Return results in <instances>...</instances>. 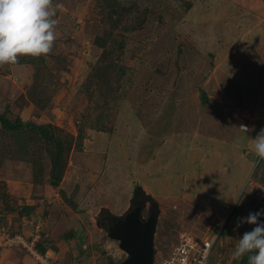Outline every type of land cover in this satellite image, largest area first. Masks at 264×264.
I'll list each match as a JSON object with an SVG mask.
<instances>
[{"label":"rangeland","instance_id":"obj_1","mask_svg":"<svg viewBox=\"0 0 264 264\" xmlns=\"http://www.w3.org/2000/svg\"><path fill=\"white\" fill-rule=\"evenodd\" d=\"M54 3L50 54L0 66V113L72 137V146L55 187L44 151L24 158L0 147V226L55 246L59 264H110L117 243L95 217L123 213L140 186L160 210L156 263L180 233L200 240L229 212L225 203L234 207L209 264H240L232 253L255 225L237 220L264 209V159L246 155L264 128V0ZM0 242L6 255L18 251ZM23 255L12 263L39 264Z\"/></svg>","mask_w":264,"mask_h":264},{"label":"clouds","instance_id":"obj_2","mask_svg":"<svg viewBox=\"0 0 264 264\" xmlns=\"http://www.w3.org/2000/svg\"><path fill=\"white\" fill-rule=\"evenodd\" d=\"M59 7L60 5L55 4L54 0H0V66L15 64L19 57L25 55L40 57L50 54L56 40L57 20L54 17ZM239 128L248 136L250 130L248 126L240 125ZM250 139V151L253 156L264 159V128ZM242 192L233 199L234 204L241 203ZM228 205L227 209L231 212L234 206ZM262 215L264 209L249 212L246 217L238 218L236 228L245 223L255 226L240 236L232 253V259L240 260L246 254H250L248 264H264V221L259 219ZM30 236L26 237L30 238ZM17 248L25 250L21 247ZM114 248L121 250L118 245ZM46 251L49 252L48 249ZM115 258L116 260L111 262L121 261L125 257Z\"/></svg>","mask_w":264,"mask_h":264},{"label":"trees","instance_id":"obj_3","mask_svg":"<svg viewBox=\"0 0 264 264\" xmlns=\"http://www.w3.org/2000/svg\"><path fill=\"white\" fill-rule=\"evenodd\" d=\"M111 3H107L109 5ZM112 5V4H111ZM109 9V14L112 19H116L117 12L115 10H110V6H107ZM95 44L102 46L103 42L98 39H95ZM121 46V44H120ZM29 56H21L18 59V62L13 65H21L27 64L31 62L28 58ZM109 78L107 79L109 85L107 94H110L112 90L111 82L114 81V75L119 76V74L115 71V66L113 67V71L109 74ZM103 79V78H102ZM117 81V79H116ZM51 126V125H50ZM54 130V129H52ZM50 128L45 127L43 124H36L32 121L22 120L20 117L15 119L8 118L5 113H0V147L8 152L14 151V147L16 146L17 152L22 151L25 153V157H29L27 155L34 154L36 152H45V154L49 157V182L55 187L58 185L61 177L63 175L67 159L68 153L72 146V137L69 140L65 141L63 138H60L56 131H52ZM78 148V146H76ZM28 163L31 161L26 160ZM35 165H39L38 163H33ZM41 164V163H40ZM43 165V164H42ZM258 210H262L260 206H256L255 212ZM232 212V210H231ZM230 212V213H231ZM261 221H264V215L259 217ZM72 231V230H71ZM67 231L64 237L74 236V231ZM225 232V227L222 229L221 236ZM221 238V237H220ZM36 249L44 253L48 248L41 244V242L35 241ZM55 247V246H54ZM1 251V248H0ZM248 255L246 254L242 259L240 264H248ZM58 262V261H57ZM59 264V263H58Z\"/></svg>","mask_w":264,"mask_h":264},{"label":"water","instance_id":"obj_4","mask_svg":"<svg viewBox=\"0 0 264 264\" xmlns=\"http://www.w3.org/2000/svg\"><path fill=\"white\" fill-rule=\"evenodd\" d=\"M202 96H205L204 92ZM246 155L249 159L254 158L251 151H246ZM136 188L141 187L136 186ZM146 199H152V197L141 190L132 197L129 207L122 215H113L117 221L113 227L106 229L105 234L117 242L126 256L123 260L110 264H154V237L160 210L158 204L153 202L143 216ZM222 204L226 208L229 207L228 204Z\"/></svg>","mask_w":264,"mask_h":264},{"label":"built area","instance_id":"obj_5","mask_svg":"<svg viewBox=\"0 0 264 264\" xmlns=\"http://www.w3.org/2000/svg\"><path fill=\"white\" fill-rule=\"evenodd\" d=\"M229 214L230 211L223 216H218L208 231L203 232V237L200 240L193 239L190 231L180 233L177 243L171 246L169 252L160 253L157 263L155 259L154 264H209L211 253L217 240L221 237ZM0 235L5 244L7 242L8 246L24 248L27 253L37 259L39 264H58L49 252L41 253L36 249L34 246L37 241L36 235H31L30 238L20 233L9 236L2 226H0ZM116 250L111 254L113 257H119L122 253L121 250Z\"/></svg>","mask_w":264,"mask_h":264},{"label":"flooded vegetation","instance_id":"obj_6","mask_svg":"<svg viewBox=\"0 0 264 264\" xmlns=\"http://www.w3.org/2000/svg\"><path fill=\"white\" fill-rule=\"evenodd\" d=\"M140 192H141V190L135 187L133 194H132V197L134 195H136L137 193H140ZM132 197H131V199H132ZM153 202H154L153 198L152 199H146V202H145L146 206H145V210L143 211V216L146 215L147 210L150 209ZM123 213L114 214V213L110 212L108 209H104V208L101 209L99 214H97V216L95 217V220L97 221V224H96L97 228L99 230H101L102 232H104V231H106L107 228L113 227L115 222L117 221L115 216H113V215L119 216V215H122ZM125 256H126L125 253L122 252L120 258H124ZM110 263H112V262H110Z\"/></svg>","mask_w":264,"mask_h":264},{"label":"crops","instance_id":"obj_7","mask_svg":"<svg viewBox=\"0 0 264 264\" xmlns=\"http://www.w3.org/2000/svg\"><path fill=\"white\" fill-rule=\"evenodd\" d=\"M48 249L51 251H57L58 252V250H56V247H54V246H53V248H48ZM7 250L8 249H3L0 253V258L3 257L5 259V261L7 262L6 264H13L12 261H14L16 259H20L21 261H23L25 259V258H23V256H24L23 253L25 252L24 250H22V249H17L18 251L13 250V252L11 254L6 255L7 253H9V252H6ZM64 257L66 258V255H64ZM20 260L16 264H21Z\"/></svg>","mask_w":264,"mask_h":264}]
</instances>
